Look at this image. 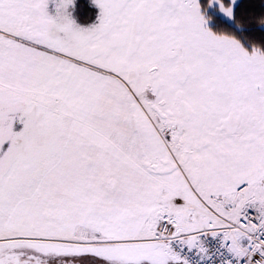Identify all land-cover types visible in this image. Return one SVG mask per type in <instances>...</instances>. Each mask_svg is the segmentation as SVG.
<instances>
[{
  "label": "snow or ice",
  "instance_id": "obj_1",
  "mask_svg": "<svg viewBox=\"0 0 264 264\" xmlns=\"http://www.w3.org/2000/svg\"><path fill=\"white\" fill-rule=\"evenodd\" d=\"M93 3L0 0V264H264V0Z\"/></svg>",
  "mask_w": 264,
  "mask_h": 264
},
{
  "label": "crops",
  "instance_id": "obj_2",
  "mask_svg": "<svg viewBox=\"0 0 264 264\" xmlns=\"http://www.w3.org/2000/svg\"><path fill=\"white\" fill-rule=\"evenodd\" d=\"M69 10L74 21L82 27L94 23L99 12L93 0H74V4Z\"/></svg>",
  "mask_w": 264,
  "mask_h": 264
},
{
  "label": "rangeland",
  "instance_id": "obj_3",
  "mask_svg": "<svg viewBox=\"0 0 264 264\" xmlns=\"http://www.w3.org/2000/svg\"><path fill=\"white\" fill-rule=\"evenodd\" d=\"M50 10H51V6H50ZM20 127H21V125H19V124H15V125H14V129H15V130H19Z\"/></svg>",
  "mask_w": 264,
  "mask_h": 264
}]
</instances>
